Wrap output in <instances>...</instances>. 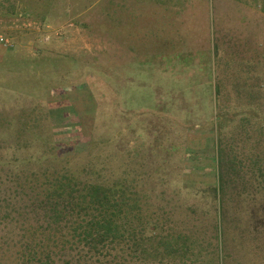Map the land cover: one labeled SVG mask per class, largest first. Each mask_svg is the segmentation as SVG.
I'll use <instances>...</instances> for the list:
<instances>
[{
	"label": "rangeland",
	"instance_id": "obj_1",
	"mask_svg": "<svg viewBox=\"0 0 264 264\" xmlns=\"http://www.w3.org/2000/svg\"><path fill=\"white\" fill-rule=\"evenodd\" d=\"M263 115L264 0H0V252L33 170L93 168L158 248L105 259L264 264Z\"/></svg>",
	"mask_w": 264,
	"mask_h": 264
},
{
	"label": "trees",
	"instance_id": "obj_2",
	"mask_svg": "<svg viewBox=\"0 0 264 264\" xmlns=\"http://www.w3.org/2000/svg\"><path fill=\"white\" fill-rule=\"evenodd\" d=\"M214 124L218 127V119ZM220 153L217 151V163L220 162ZM47 154L41 153L38 157ZM53 158L55 156L47 159ZM43 168L32 171L28 201L23 203L19 216L15 218L19 222L15 234L18 238L8 245L7 253H4L6 249L1 250V259L8 258L12 264H122L123 254L118 249H114L115 253L110 257V251L105 253L107 259L100 255L104 254L101 250L106 251L112 244L120 245L121 242L128 248L130 256H141V251L150 255L158 253L153 243L156 239L152 235L153 228L148 227L142 217L135 224L130 222L128 211L140 213V207L136 197H131V202L126 200L130 189L125 183L115 185L106 180L97 181L95 174L98 170L93 168L82 175L74 174L68 167ZM6 216L3 213L1 217ZM157 242L165 247L171 246L169 240L157 239ZM78 245L86 246L83 254L62 257L65 250L75 254ZM94 254L105 260L104 263L97 259L98 256L90 259ZM115 257L120 261H111Z\"/></svg>",
	"mask_w": 264,
	"mask_h": 264
}]
</instances>
